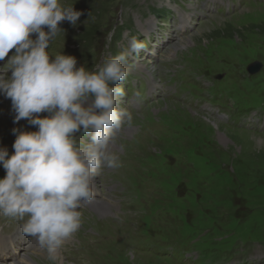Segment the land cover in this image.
I'll list each match as a JSON object with an SVG mask.
<instances>
[{
    "label": "rangeland",
    "instance_id": "rangeland-1",
    "mask_svg": "<svg viewBox=\"0 0 264 264\" xmlns=\"http://www.w3.org/2000/svg\"><path fill=\"white\" fill-rule=\"evenodd\" d=\"M225 1L229 10L221 12L220 0H62L82 15L75 27L61 23L65 35L52 55H73L77 67L92 69L131 36L147 47L128 61L138 97L121 103L134 117L116 145L121 166L94 179V201L107 205L81 209L82 225L58 264H264V131L231 126L209 104L264 115V0ZM183 21L187 30L179 31ZM257 62L260 70L249 74ZM141 78L153 88L146 84L144 97ZM15 115L0 95V147L9 156L13 128L38 130L27 119L13 123ZM13 221L0 219V230H13ZM23 249L12 263L0 262L53 264L45 251ZM178 253L187 259L178 263Z\"/></svg>",
    "mask_w": 264,
    "mask_h": 264
},
{
    "label": "clouds",
    "instance_id": "clouds-1",
    "mask_svg": "<svg viewBox=\"0 0 264 264\" xmlns=\"http://www.w3.org/2000/svg\"><path fill=\"white\" fill-rule=\"evenodd\" d=\"M81 15L62 0H0V61L15 50L0 66V95L11 99L13 123L27 119L38 129L13 128L10 156L0 147V215L22 222L21 233L53 264L82 225L94 179L121 166L116 145L134 121L121 107L122 82L129 57L147 47L131 36L127 48L92 69L77 67L73 55H52V43L65 35L61 23L75 27Z\"/></svg>",
    "mask_w": 264,
    "mask_h": 264
},
{
    "label": "bare ground",
    "instance_id": "bare-ground-1",
    "mask_svg": "<svg viewBox=\"0 0 264 264\" xmlns=\"http://www.w3.org/2000/svg\"><path fill=\"white\" fill-rule=\"evenodd\" d=\"M181 43L184 44V42L180 41ZM178 42V44H181ZM169 53V52H168ZM95 199V196L93 198V202L91 201L88 206L91 210H95V209H98L99 207L101 206H105L107 205L105 202H97V201H94ZM111 200V199H110ZM108 203V202H107ZM107 207V206H106ZM102 208V207H101ZM10 244V242L7 240V239H4V238H1L0 237V253H4L5 250L8 248V245ZM12 263V262H11ZM0 264H3V263H0Z\"/></svg>",
    "mask_w": 264,
    "mask_h": 264
},
{
    "label": "water",
    "instance_id": "water-1",
    "mask_svg": "<svg viewBox=\"0 0 264 264\" xmlns=\"http://www.w3.org/2000/svg\"><path fill=\"white\" fill-rule=\"evenodd\" d=\"M260 68H261V64H259L258 62L254 63L253 65L248 67V73L254 75L260 70Z\"/></svg>",
    "mask_w": 264,
    "mask_h": 264
}]
</instances>
